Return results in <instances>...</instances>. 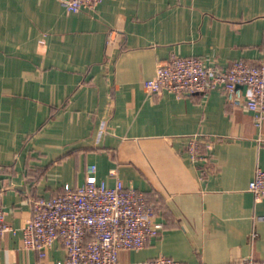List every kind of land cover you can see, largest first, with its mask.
<instances>
[{"label":"crops","instance_id":"0c3cea01","mask_svg":"<svg viewBox=\"0 0 264 264\" xmlns=\"http://www.w3.org/2000/svg\"><path fill=\"white\" fill-rule=\"evenodd\" d=\"M172 54L223 69L258 62L264 0H103L78 12L0 0V201L14 228L0 235V264L65 262L59 241L45 257L23 247V228L33 199L84 184L89 164L158 206L161 235L122 249L121 264L264 262V197L249 189L264 169V115L233 108L219 88L149 93L144 81ZM195 135L211 142L210 162L190 154Z\"/></svg>","mask_w":264,"mask_h":264},{"label":"built area","instance_id":"2783aa9c","mask_svg":"<svg viewBox=\"0 0 264 264\" xmlns=\"http://www.w3.org/2000/svg\"><path fill=\"white\" fill-rule=\"evenodd\" d=\"M103 0H64L70 12L93 11ZM113 42L112 32L108 46ZM149 93L171 91L178 96L222 90L233 108L245 107L264 115V55L258 62L235 60L228 68L207 65L199 56L172 54L158 64L151 78L144 81ZM204 146L205 149H204ZM211 142L192 136L188 150L195 159L211 161ZM96 165L89 164L84 184L50 198L33 199L30 220L23 228L22 246L46 251L56 241L66 251L65 262L58 264H121L122 249H140L161 235L163 223L157 219L158 206L146 194L127 187L115 175V184L107 185L95 176ZM9 184L3 190L12 188ZM249 189L255 199L264 197V169L257 168ZM14 231L7 223L6 211L0 201V235ZM256 232H252V237ZM138 264H184L165 255H158ZM264 264V262H262Z\"/></svg>","mask_w":264,"mask_h":264}]
</instances>
